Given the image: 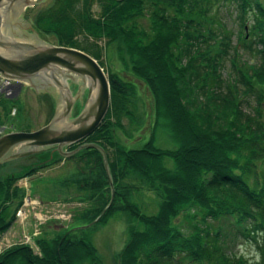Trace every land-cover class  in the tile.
<instances>
[{"label":"trees","instance_id":"16d2710c","mask_svg":"<svg viewBox=\"0 0 264 264\" xmlns=\"http://www.w3.org/2000/svg\"><path fill=\"white\" fill-rule=\"evenodd\" d=\"M216 1L50 0L33 11L31 24L39 34L89 54L103 71L102 51L109 50L150 95V134L141 146L128 148L116 132L127 135L123 118L135 129L142 125L137 87L117 71H107L108 110L81 140L104 149L112 179L113 199L99 221L113 210L128 217L127 240L113 264H260L227 253L219 228L211 231L205 223L232 219L242 234L264 231V5L225 0L234 2L242 21V33L231 44L230 31L213 9ZM248 18L252 22L244 31ZM240 50L255 54L257 62L240 58ZM226 59L230 70L223 78ZM251 95L256 104L245 112L242 102ZM11 106L21 113L16 97H0V124ZM157 134L173 147L156 145ZM57 158L73 164L70 182L62 184H73L76 201L83 203L72 214L73 226L57 229L55 221L47 223L35 247L2 250L0 264H103L86 228L79 227L91 222L110 197L101 155L87 147ZM23 175L0 174V239L15 226L24 194L17 180ZM140 189L155 196L154 213L133 200ZM180 215L184 229L176 222Z\"/></svg>","mask_w":264,"mask_h":264},{"label":"rangeland","instance_id":"374dc122","mask_svg":"<svg viewBox=\"0 0 264 264\" xmlns=\"http://www.w3.org/2000/svg\"><path fill=\"white\" fill-rule=\"evenodd\" d=\"M49 1L50 0H34L32 5L25 7V9L21 11L19 17L22 18L23 21L21 20V23L23 22L22 25L25 27L22 29L26 30L27 32L31 31V18L34 9L39 6H44ZM261 2L264 5V0H261ZM213 9L215 10L219 21H221L230 31L231 44H235L236 38L242 33V21L238 16V9L234 2L217 0L214 3ZM251 22L252 19L250 18L244 21V25L246 26L244 31L248 30V26ZM19 28L21 29V27ZM38 36L48 43H54V40L51 37H46L39 33ZM240 52V58L243 60L249 63L257 62L258 58L255 54L241 50ZM229 54H231V50H229ZM101 57L104 62V73L106 77L107 71H117L119 75L123 77V79L132 81L137 87L138 100L136 105V113L139 118H141L140 120L142 125L135 129L136 126L133 127L130 125L127 118H123V123L126 129L125 133L127 135H124L120 131H117L116 135L120 142L126 147H139L144 141H146L148 135L150 134L151 122L150 118L148 117L151 103L150 95L144 87V84L123 68L122 63L117 59L116 55L112 54V52L109 50H105V52L102 51ZM229 70V62L226 59L223 61L222 67L220 69L223 78L228 77L227 74ZM68 86L70 91L74 93L76 90V83L68 80ZM45 89H51L52 91L55 90V88L48 86L44 89L39 88L35 91L26 83H21L15 91L17 94L11 98H7L13 99L16 97V101H19L22 106L21 113L18 115V110L16 109L15 115L12 117L9 116L3 123L7 124L11 118L15 120L16 117L17 122L15 120L16 123H14L16 124L14 125L15 131L20 130L18 127H23L27 130H33L47 123L54 112L56 102L52 97L54 94L51 95V93L44 91ZM85 94L86 88L81 94V104L85 100ZM255 104V96L251 95L250 97H247L246 102H242V109L245 112H252ZM76 108H78L77 105ZM74 114L75 109L71 111V115L74 116ZM164 137L165 136L163 134H157V138L155 140L156 145L165 148H172L173 143ZM64 149L70 150L67 149V147ZM56 154L57 152L52 149H47L44 151L41 150L37 153L15 158L0 164V174L12 172H19L21 175L24 174L17 180V184L22 187L24 194L21 199V204L16 210L18 211L20 208H22L23 213L17 216L15 211L16 222L15 226L10 231H7L8 239L12 240L11 234H13V236L22 235L26 239H32L31 247H35V238L39 236L43 226H46L47 223L51 224V222L55 221L56 224L53 226L57 227V229L60 227L66 228L73 226V223H71L73 216L72 214L74 210L80 208L83 203L76 201L79 195L78 192L74 190L73 184H70L69 186H64L62 184L65 181L67 183L70 182L69 178L74 172L73 164L64 161L62 158L58 159V155ZM52 159L54 160L53 162L46 166H41L44 161L46 162ZM34 166L38 167H36V169L30 173L25 174ZM31 190L33 191L32 193ZM27 197L30 200H33L35 203H38L39 201L41 204H45L47 202L48 204L44 205L42 208H32L30 203L27 205L25 204V199ZM133 200L141 206L142 211L148 214L154 213L156 209L155 196L150 191L140 189L134 194ZM23 203L26 206H24ZM35 203L34 206L36 205ZM61 213L64 214L65 219H62L58 216ZM127 218L128 217L126 213L113 210L110 211L103 220L99 221V218L89 228H86L85 235L95 246L97 254L103 264H113L115 261V255L124 246L127 240ZM176 222L180 224L183 229L187 227V223L182 219L181 215L177 217ZM205 223L209 226L211 231L219 228V231L222 234V241L225 242V250L227 253L242 255L249 262H259L262 264L261 258L264 257V231L255 230L249 231L248 235L242 234L243 232L238 230V227L235 225L232 219H206ZM245 224L247 228L252 226L250 221H246ZM35 225L40 232L32 238V231ZM19 244L27 245L24 243ZM11 247L13 246H6L2 250L9 249ZM77 264L87 263L79 262Z\"/></svg>","mask_w":264,"mask_h":264},{"label":"water","instance_id":"95a60500","mask_svg":"<svg viewBox=\"0 0 264 264\" xmlns=\"http://www.w3.org/2000/svg\"><path fill=\"white\" fill-rule=\"evenodd\" d=\"M34 0H0V75L26 83L35 91L55 88L54 112L47 123L33 130H16L0 135V164L41 150L52 149L61 157H68L80 149L92 147L101 155L110 187V197L100 213L89 223H95L109 207L113 198V184L104 149L94 142H81L104 118L109 107V84L102 67L89 54L72 47L48 43L37 31H22L19 17ZM23 21V20H22ZM68 80L76 83L74 93ZM86 88L85 100L78 112L71 116L73 104ZM46 90V89H45ZM264 103V94L262 95ZM79 144L65 150L67 146Z\"/></svg>","mask_w":264,"mask_h":264},{"label":"built area","instance_id":"2783aa9c","mask_svg":"<svg viewBox=\"0 0 264 264\" xmlns=\"http://www.w3.org/2000/svg\"><path fill=\"white\" fill-rule=\"evenodd\" d=\"M20 83L16 80H12L6 77H3L0 75V97L3 98H11L14 95H16L17 93L15 92L17 90V88L19 87ZM16 112V108L14 106H11L9 109V116L12 117L15 115ZM14 124H12L11 122L6 123H2L0 124V134H3L4 132L7 131H12L14 130ZM31 204L32 208H42L44 205L48 204H41L39 201L38 203H35L33 200H30L28 197L25 199V204ZM34 203L36 204L34 206ZM24 203L23 205L26 206ZM28 210V209H27ZM22 208H20L18 211H16V215L19 216V214H22ZM59 217H61L62 219H65L64 214L61 213L60 215H58ZM39 229L37 228V226L35 225L33 231H32V238L39 234ZM12 236V240L8 239L7 233H5L1 239H0V251L6 247V246H13L15 244H19V243H24V244H28V245H32V239H26L24 238V236L20 235V236H13V234H11Z\"/></svg>","mask_w":264,"mask_h":264},{"label":"flooded vegetation","instance_id":"af4514ba","mask_svg":"<svg viewBox=\"0 0 264 264\" xmlns=\"http://www.w3.org/2000/svg\"><path fill=\"white\" fill-rule=\"evenodd\" d=\"M19 16H20V15H19ZM19 22L21 23V20H20ZM22 23H23V22H22ZM22 23L20 24L21 30H22V31H26V30L22 29V28H25V27L22 25ZM26 32H27V31H26ZM44 91H47L48 93H51V89H46V90H44ZM51 95H52V93H51ZM52 97H53L54 101L56 102V98H54V95H53ZM80 100H81V99H79V100L76 99L75 102H74V104H73V108H72V110L75 109V114L77 113V111H78L79 108H80V107H79V106L81 105V104H80ZM76 105L78 106V108H76ZM75 114H74V115H75ZM71 116H72V115H71Z\"/></svg>","mask_w":264,"mask_h":264}]
</instances>
